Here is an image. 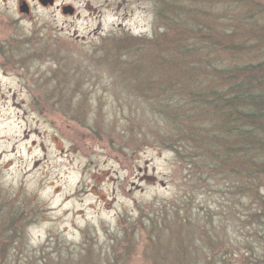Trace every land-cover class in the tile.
<instances>
[{"label": "rangeland", "instance_id": "374dc122", "mask_svg": "<svg viewBox=\"0 0 264 264\" xmlns=\"http://www.w3.org/2000/svg\"><path fill=\"white\" fill-rule=\"evenodd\" d=\"M165 23L157 0H0V264H264V185L198 183L163 135L152 97L196 78Z\"/></svg>", "mask_w": 264, "mask_h": 264}, {"label": "trees", "instance_id": "16d2710c", "mask_svg": "<svg viewBox=\"0 0 264 264\" xmlns=\"http://www.w3.org/2000/svg\"><path fill=\"white\" fill-rule=\"evenodd\" d=\"M157 13L176 62L183 56L196 77L151 99L175 157L198 166L204 185L208 177L231 185L230 176L237 190L245 178L264 185V0H157ZM256 203L264 212V198Z\"/></svg>", "mask_w": 264, "mask_h": 264}, {"label": "water", "instance_id": "95a60500", "mask_svg": "<svg viewBox=\"0 0 264 264\" xmlns=\"http://www.w3.org/2000/svg\"><path fill=\"white\" fill-rule=\"evenodd\" d=\"M52 1H53V0H39V2H40L42 5H45V4H47V3L51 4ZM22 9L26 10L25 7H22ZM62 11H63V13H69V14L72 13V9L69 8V7H64V8L62 9Z\"/></svg>", "mask_w": 264, "mask_h": 264}, {"label": "bare ground", "instance_id": "6f19581e", "mask_svg": "<svg viewBox=\"0 0 264 264\" xmlns=\"http://www.w3.org/2000/svg\"><path fill=\"white\" fill-rule=\"evenodd\" d=\"M38 161H40V160H38ZM28 172H29V171H25V174L28 173Z\"/></svg>", "mask_w": 264, "mask_h": 264}]
</instances>
